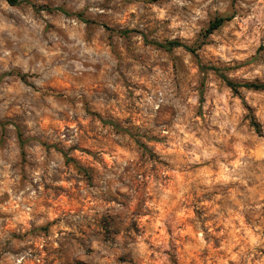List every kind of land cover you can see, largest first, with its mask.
<instances>
[{
	"label": "clouds",
	"instance_id": "9594fccd",
	"mask_svg": "<svg viewBox=\"0 0 264 264\" xmlns=\"http://www.w3.org/2000/svg\"><path fill=\"white\" fill-rule=\"evenodd\" d=\"M0 264H264V0H0Z\"/></svg>",
	"mask_w": 264,
	"mask_h": 264
}]
</instances>
